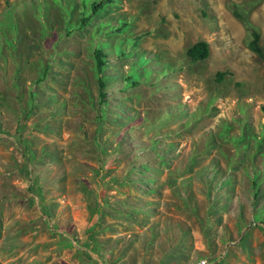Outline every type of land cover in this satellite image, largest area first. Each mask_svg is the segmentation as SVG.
<instances>
[{
    "label": "rangeland",
    "instance_id": "rangeland-1",
    "mask_svg": "<svg viewBox=\"0 0 264 264\" xmlns=\"http://www.w3.org/2000/svg\"><path fill=\"white\" fill-rule=\"evenodd\" d=\"M96 2L0 0V264H264V0Z\"/></svg>",
    "mask_w": 264,
    "mask_h": 264
},
{
    "label": "trees",
    "instance_id": "trees-1",
    "mask_svg": "<svg viewBox=\"0 0 264 264\" xmlns=\"http://www.w3.org/2000/svg\"><path fill=\"white\" fill-rule=\"evenodd\" d=\"M113 1L114 0H99V2H96L92 5V12L95 14L100 12L101 10H103L105 8V6H107L108 4H112ZM236 16L241 18V19L243 18L238 13H236ZM243 20L246 21L244 18H243ZM86 23H87V20L82 21V25L85 26ZM248 27H249L251 37H252V40L249 44L250 50L253 51L254 53H256L259 57L264 58V54H263L261 46H260L261 43H260L259 33L256 30H254L253 28H251L250 26H248ZM187 55L192 60V62H194V63L200 62V61H205L210 56L209 44L205 41H199L187 50ZM224 76H225V74L221 73V72H219L217 74L216 80L218 81L219 84H221L223 82ZM261 110L264 113V106H262Z\"/></svg>",
    "mask_w": 264,
    "mask_h": 264
}]
</instances>
